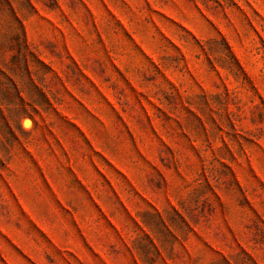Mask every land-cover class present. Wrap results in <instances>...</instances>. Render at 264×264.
Masks as SVG:
<instances>
[{"label": "rangeland", "instance_id": "obj_1", "mask_svg": "<svg viewBox=\"0 0 264 264\" xmlns=\"http://www.w3.org/2000/svg\"><path fill=\"white\" fill-rule=\"evenodd\" d=\"M0 264H264V0H0Z\"/></svg>", "mask_w": 264, "mask_h": 264}]
</instances>
